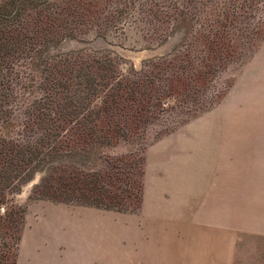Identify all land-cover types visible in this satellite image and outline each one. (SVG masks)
<instances>
[{
	"label": "rangeland",
	"instance_id": "1",
	"mask_svg": "<svg viewBox=\"0 0 264 264\" xmlns=\"http://www.w3.org/2000/svg\"><path fill=\"white\" fill-rule=\"evenodd\" d=\"M55 3L70 12L59 17L69 22L73 38L55 43L56 48L49 53L81 50L79 54L56 59V65L63 69L65 64L78 66L79 62L73 63L74 59L91 65L85 69L88 66L86 71L95 76L96 81L91 84L96 83L97 88L86 96L87 101L91 106L96 104L94 108L104 101L98 109L99 122L107 119L111 122L102 124L97 131L109 135L108 144H95L86 131L80 136L75 128L67 132V153H89L84 159L88 170L67 164L62 171L66 175L62 185V179L56 180L61 172L58 168L48 179V193L62 197L64 194H59L65 188L73 200L80 196L95 202L97 198L102 205L127 209L130 178L141 179L139 173L140 170L144 173L147 150L162 139H175V134L190 132L192 128L230 127L234 134L248 132L244 136L247 146L232 147V174L264 175V162L255 157L264 147V135H254L264 134V75L261 73L264 72V56H261V53L264 55V0L255 3L251 10L239 7L246 5L242 0H56ZM232 3L239 7L232 30L217 37L207 34L205 25L221 20V9ZM97 9L102 12L100 16L95 15ZM186 9L195 15L188 20L189 29L185 32V26L173 27V13ZM249 23L251 28L259 25L257 34L248 32ZM257 57L263 64L262 71L255 65ZM76 79L70 76V96L66 100L59 96L47 98L43 88L35 86L13 119L0 128V134L16 136L17 132H25L24 126L27 129L31 125L24 124L28 109H38L42 115L48 107L47 113L53 118L60 102L70 111L86 90L79 88L84 82L76 88ZM44 124L39 122L34 129ZM121 124L127 129L125 138L117 132ZM38 128L36 131L41 132ZM174 145L163 144V155L156 160H162V168L172 175L175 156L171 154L178 150ZM187 148L192 150L191 145ZM245 151L244 159L240 155ZM128 153L134 156L135 176L115 169L116 156ZM142 160L144 164L139 168ZM98 167L103 170L101 179L91 175ZM78 171L84 174L82 179L75 177ZM42 174L37 169L18 192L6 197L7 207L25 209L22 224H19L20 215L13 224L0 223V246L3 242L10 246V233L22 227L16 264H151L154 260L150 254L151 241L162 251L156 260L175 264V227H162V232L157 227H144L139 210L128 212L75 201L34 198L39 190L34 193L32 190ZM238 186L248 191L256 187L255 184ZM87 188L92 190L84 196ZM256 202L232 201V226L244 230L232 234L231 264H264V235L252 232L258 224ZM0 210L3 215V206ZM84 210L88 213V225H92L87 228L88 239L97 241L96 247L88 251L92 255L89 258H97L91 261L81 258L74 247L70 253L65 245L72 239L71 231H79ZM96 223L98 227H94ZM155 230L158 238H154ZM26 233L30 234L28 242L35 246L29 247L25 242ZM211 260L213 256H209L207 264H213Z\"/></svg>",
	"mask_w": 264,
	"mask_h": 264
},
{
	"label": "trees",
	"instance_id": "2",
	"mask_svg": "<svg viewBox=\"0 0 264 264\" xmlns=\"http://www.w3.org/2000/svg\"><path fill=\"white\" fill-rule=\"evenodd\" d=\"M55 1H0V128L5 127L13 119L15 112L23 104L22 101L28 99L32 89L37 85L43 88L47 98L59 96L61 100H66L70 96L68 86L71 85V75L77 78L75 81L76 88L83 82L79 88L82 90L86 88V90L84 89L85 94L80 95L81 99L75 101L76 103L70 111H66L64 108L65 103L60 102L57 106L60 108L55 112L56 115H53V118L47 113L50 112L48 107L44 109L47 112L42 115H40V111H37L38 109H28L24 113L27 114L24 124L29 122L31 125L27 129L24 126L25 132H17L16 136L0 134V207L3 206L4 209L3 215L0 214V223L6 221L13 224L12 222L19 215V224L24 222L25 209L13 205L7 207L6 197L9 194L18 192L22 185L32 178L37 169L42 171L43 174L40 182L33 187L32 193H34V190H39L38 195L33 196L34 198H48L64 202L75 201L80 204L115 208L120 211L127 210L128 212L138 211L142 201L143 171L141 170L139 173L141 179L131 180L130 178L127 195L129 206L127 209L120 206L102 205V202L97 198L95 202L88 201L91 199L81 198L80 196L77 200H73L69 197L65 188L59 194H64L62 197L47 192L48 179L58 168H61V172L58 173L56 180L62 179V185L66 181V175L65 173L62 174V171L67 164L73 163L82 171L83 169L88 170L84 164V159L87 158L89 153L77 155L67 153V132L71 128H75V132L80 136L86 131L95 144H97L96 142L108 144L109 135H101L97 131L102 124L111 122L110 119H107L104 123L99 122L98 109L104 104V101L96 108H94L96 104L91 106L90 102L87 101L86 96L94 93L97 88L96 83L91 84L96 81L95 76L89 75L86 71L89 68L88 66L91 65L75 59L73 63L79 62L78 66L75 67H68V64H65L63 69L56 65V59L74 53L79 54L81 50L76 52L67 51V54L60 51L49 53L51 49L56 48L55 43L59 42L58 44H60L66 39L73 38L72 29L67 24L69 22L59 17V15L70 12L64 6L56 4ZM260 1L262 0H242L246 5L242 6L241 4L239 7L251 10L255 3L257 4ZM239 7L236 3H232L221 9L222 19H216V21L205 25L207 34L217 37L229 33L232 30V21L235 19L236 14L239 15L237 11ZM174 12L173 27L185 26L186 32L189 29L188 23L190 19L194 18L195 13L189 9ZM101 13L98 9L95 11L96 16H100ZM78 14L81 15L82 13L79 12ZM71 24L74 25V23ZM250 25L249 23L248 32L257 34L259 25L254 24V28L253 26L251 28ZM86 65L88 66L85 69ZM43 115L45 117L41 119ZM48 121L49 123L44 124ZM39 122L44 125H41L40 128L36 126L34 129L35 124ZM124 125H119L117 132L125 138L127 129L124 128ZM37 128L41 132L36 131ZM133 157L132 153L116 156L115 169L126 170V173L130 176H135ZM143 164L144 160L138 167L142 168ZM100 167L92 172V177L102 178L101 173L103 170L101 171ZM83 175L81 171H78L75 177L82 179ZM86 190L87 193H84V196H88V191L92 189L87 188ZM80 192L82 194V191ZM21 230L22 227H17L10 233V246H7L4 242L1 244L0 264H16L17 245L21 238Z\"/></svg>",
	"mask_w": 264,
	"mask_h": 264
},
{
	"label": "crops",
	"instance_id": "3",
	"mask_svg": "<svg viewBox=\"0 0 264 264\" xmlns=\"http://www.w3.org/2000/svg\"><path fill=\"white\" fill-rule=\"evenodd\" d=\"M261 56L264 55L261 53ZM255 65L260 71L263 70L258 57ZM261 73L264 75L263 71ZM190 130L191 133L179 131L175 139H162L147 150L138 212L144 217V227H157L159 232H162V227H175V264H207L209 256L214 257L211 260L213 264H231L232 234L244 230L232 226V201H257L258 224L252 232L264 235V175L232 174V147L242 148L249 144L244 137L249 134L247 131L243 134L236 131L234 134L230 127ZM170 142L178 149L175 155L171 154L175 156V160H172L174 175L162 168V160L156 161L157 157L163 155V144ZM189 145L191 151L187 148ZM246 156L247 151L240 155L244 159ZM255 157L264 162V147L257 151ZM240 184H255L256 187L248 191V188L238 186ZM83 214L79 231L72 230V239L69 238L65 245L70 253L74 247L85 261L96 260L89 258L92 257L89 248L96 247L97 241L88 239L87 228L92 225L87 223L86 210ZM96 224L94 227H98ZM29 235L25 234V242L29 247L35 246L28 242ZM158 237L155 230L154 238ZM150 243V254L154 258L151 264H163L160 259H155L162 255V251L157 249V244Z\"/></svg>",
	"mask_w": 264,
	"mask_h": 264
}]
</instances>
